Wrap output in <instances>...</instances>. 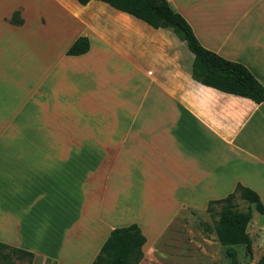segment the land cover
Returning <instances> with one entry per match:
<instances>
[{
	"label": "crops",
	"instance_id": "1",
	"mask_svg": "<svg viewBox=\"0 0 264 264\" xmlns=\"http://www.w3.org/2000/svg\"><path fill=\"white\" fill-rule=\"evenodd\" d=\"M165 1L264 87V29L220 32L192 0ZM229 2L244 6L237 21L264 22V0ZM78 36L87 50L66 54ZM192 58L171 29L100 0H0V242L31 264H91L110 230L135 223L142 261L179 213L236 183L264 205V98L193 80ZM248 204L250 237L264 212ZM146 214H164L152 236Z\"/></svg>",
	"mask_w": 264,
	"mask_h": 264
},
{
	"label": "trees",
	"instance_id": "2",
	"mask_svg": "<svg viewBox=\"0 0 264 264\" xmlns=\"http://www.w3.org/2000/svg\"><path fill=\"white\" fill-rule=\"evenodd\" d=\"M88 0H77L85 4ZM113 8L131 14L150 26L157 28H169L185 43L193 58L190 65L191 78L203 85L216 88L220 91L249 98L259 103L264 98V87L254 78L251 72L241 63L225 59L217 53L203 47L194 36L185 19L174 11L165 0H100ZM10 21L20 23L19 11L14 10ZM88 48V40L84 36H78L66 49V54L76 55L83 53ZM252 203L254 209L264 212L258 194L239 183L226 196L209 200L206 204V212L214 217L213 230L220 244L226 245L227 253H234L233 245H244L250 251L251 240L246 232V225L251 218V211L237 208L235 197ZM216 208V209H215ZM145 237L135 223L116 227L101 244L91 264H138L142 257L141 245ZM6 247L9 252L2 255L0 264H15L10 253L16 258L28 256V262L32 254L20 248L11 247L0 242V248ZM258 264H264V255L258 260Z\"/></svg>",
	"mask_w": 264,
	"mask_h": 264
},
{
	"label": "rangeland",
	"instance_id": "3",
	"mask_svg": "<svg viewBox=\"0 0 264 264\" xmlns=\"http://www.w3.org/2000/svg\"><path fill=\"white\" fill-rule=\"evenodd\" d=\"M184 5L192 16H208L209 22L220 32L227 24H235L234 28L264 29V22L261 24L259 18L254 19L255 16L237 21L244 6L231 4L229 0H192ZM234 201L237 208L243 211L250 206L237 196ZM146 215L148 218L158 216L153 219V224L146 226L147 233L152 236L164 214ZM213 219L206 210H183L138 264H258L259 258L264 255V230L256 228L257 220L249 225L250 251L239 244L233 245L234 253L229 254L226 245L220 244L216 238ZM6 252H9L8 248H0V259ZM9 255L15 264H31L32 258L28 262V256L16 258L13 253Z\"/></svg>",
	"mask_w": 264,
	"mask_h": 264
}]
</instances>
